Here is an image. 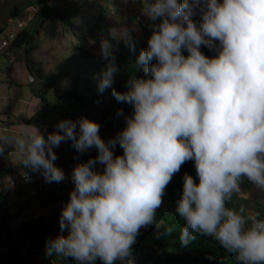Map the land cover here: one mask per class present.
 <instances>
[{
	"label": "clouds",
	"instance_id": "obj_1",
	"mask_svg": "<svg viewBox=\"0 0 264 264\" xmlns=\"http://www.w3.org/2000/svg\"><path fill=\"white\" fill-rule=\"evenodd\" d=\"M141 10L134 19L151 34L126 90L112 89L117 102L131 107L128 115L118 110L121 131L106 141L100 124L81 116L59 120L51 132L26 124L10 138L20 173L74 185L62 202L60 234L46 241L45 255L74 264H133L141 229L156 223L167 186L193 161L195 178L184 174L175 201L180 245L207 237L236 264H264V218L233 203L245 180L264 191V0H144ZM141 14L151 23L137 21ZM132 33L122 40L135 53ZM111 36L116 39L112 30ZM100 55L107 61L97 74L102 94L117 71L108 39L101 40ZM66 142L78 154L70 176L56 164L55 149ZM92 149L95 157L79 160ZM23 179L32 177L24 172Z\"/></svg>",
	"mask_w": 264,
	"mask_h": 264
},
{
	"label": "trees",
	"instance_id": "obj_2",
	"mask_svg": "<svg viewBox=\"0 0 264 264\" xmlns=\"http://www.w3.org/2000/svg\"><path fill=\"white\" fill-rule=\"evenodd\" d=\"M38 3H45L47 4L46 6H50L52 10H54L56 16L60 18L64 16L63 10L60 13L58 12V0H34L28 1L24 6L14 11L11 17L21 13L26 6H31L33 4L37 5ZM107 11L105 10V13ZM65 12H67L68 15L73 13L68 9H65ZM41 14L43 13L39 9L36 17H40L42 32L51 37H55L57 34V21L54 22L50 18L46 20L41 17ZM45 16L46 15H44V17ZM7 27L8 23L6 21L0 27V33H2ZM104 27H106L105 33L102 32L101 35H96L95 46L100 47L102 39H108L114 46V63L117 67V71L114 74L111 88L106 89L102 94L97 90V74L105 68L107 61L103 60L100 54L94 56L87 51L80 49L79 53L86 59V62H81L78 67V69H80L82 65L83 70L81 71L85 72V76L82 79L84 84L79 85L77 83L79 79H76V84H73L74 87L68 89L65 95L82 106L84 112L82 114L83 117L88 118L91 115L93 121L100 124V134L106 133L112 128L114 129L115 134H117L124 127V117L123 115L117 114L118 110L122 109L124 115H128L131 112V107L125 103L117 102L112 95V89H115L116 91L126 90L124 87L125 83L129 79L130 74H134L136 70L134 63L136 56L142 48L146 47L147 41L143 43L139 42L136 39L133 29L128 28V31L131 30L133 32L132 35L136 41L135 53H131L122 40L124 37L117 34L118 27L114 28L111 25H105ZM111 30L115 34L117 40L112 38ZM81 40L82 44H84V42L85 45L88 43L84 38ZM35 43L34 35L28 28H26L15 36L10 49H21L25 46L24 53L25 56L28 57L33 51L32 49L40 47ZM201 50L208 56L214 54L207 48H202ZM98 53H100V49L98 50ZM185 55H187L186 52ZM27 67H30V65L28 64ZM135 74L138 77L143 76L142 70L136 71ZM73 116V118H69H79L77 113H74ZM98 116H100L99 119ZM115 151L117 154H122L123 150L117 145ZM96 155V151L93 150V153L86 157L85 160L90 156L95 157ZM186 172L195 178L196 174L193 161L185 163L180 171L173 177L171 183L167 186L164 205L157 212L156 223L147 228L141 229L140 235L137 237L136 243L133 245V264H236L234 258L227 254L224 249L216 244L211 238L198 236L188 247H182L180 245L178 237L183 221L175 214L174 209L175 201L182 193L183 176ZM34 177L35 180L38 181L35 174ZM61 208L62 204L56 209ZM8 219L10 221L11 217ZM4 224L6 225V222H4ZM169 229H172V232H168ZM22 233L25 244L30 247L31 255H33L32 252L34 251L39 255H42V260H44L43 262L45 264H74V261L70 258H64L63 256L57 255H45L46 241L49 238L55 237L53 235V225L48 223L47 220L40 219L38 222H26L22 226ZM17 255L18 252L11 248L7 255V260L0 259V264H24L23 262L18 261ZM209 257H211V259H209ZM96 264H102V262L97 260Z\"/></svg>",
	"mask_w": 264,
	"mask_h": 264
},
{
	"label": "rangeland",
	"instance_id": "obj_3",
	"mask_svg": "<svg viewBox=\"0 0 264 264\" xmlns=\"http://www.w3.org/2000/svg\"><path fill=\"white\" fill-rule=\"evenodd\" d=\"M28 1L34 0H0V27L8 19L12 18V13L18 10L20 7L24 6ZM33 7L37 10L39 9L43 13L41 17L48 20L49 18L52 21H57V34L55 37H51L46 33H42L40 17H34L28 24V29L35 37V44H38L40 47H35L28 57L24 56V48L18 49L16 52L20 54V58H24L25 63L27 62L32 70V72H40L41 69V82L39 85H31V88L38 94L41 98L48 102L49 107L48 111L45 114L50 117L52 122L59 121L61 119L72 117L74 113H77L79 117L82 116L83 108L81 105L75 103L67 95H65L68 89L73 88V84H76V79H79L77 82L79 85H83L84 81L82 80L85 76V72L81 71V68L78 69L81 62H86V59L79 53L80 49L87 51L92 55L100 54L98 50L100 47L95 46L96 35H101L102 32L105 33V25H111L112 27H118L117 34L124 37L128 28L133 29L136 39L143 43L147 41L150 34L146 29L141 30L137 27L138 23L134 19V15L140 14L144 5V0H58V12H62L63 17H58L54 14V10L50 6H46L45 3L33 4ZM27 8V6L25 7ZM65 9L73 12L72 14H67ZM24 10V9H23ZM105 10L107 11L105 13ZM57 12V13H58ZM56 13V11H55ZM105 13V14H104ZM134 14V15H133ZM21 17H26V12L22 11L19 13ZM16 15V16H18ZM44 15H46L44 17ZM14 16V17H16ZM57 19V20H56ZM59 20V21H58ZM9 34V30L5 29L4 32L0 33V40L6 38ZM84 38L88 43L85 45L82 44L81 39ZM85 45V46H84ZM8 51V50H7ZM4 48L0 46V68L10 65L8 63V58L5 54ZM11 66V65H10ZM72 79V81H71ZM41 84L44 86V90L41 88ZM92 112V111H91ZM74 117V116H73ZM72 117V118H73ZM100 116H98V119ZM70 119V118H69ZM88 119L93 120V117L90 115ZM104 140H108L111 137H114V129L108 130L106 133L100 134ZM93 150H90L88 153L80 156L82 161H85V158L93 153ZM76 163L78 162L74 159ZM67 167L64 169L65 175L70 176L71 171L74 167ZM19 169H22L19 164H17ZM63 169V168H62ZM37 176V174H36ZM37 183L44 184L46 189L43 191H38L37 196L30 202V204L36 202L34 200L40 201L50 195V200H57L56 206L62 204L69 198V192L74 187L70 179L57 183L47 184L44 180L40 179ZM246 185L251 192L253 185L248 183L246 180L241 185V191L239 194L244 193ZM245 194V193H244ZM241 197L234 198V205L239 206V201ZM231 206V205H230ZM50 209L44 219H51L50 224L53 225V235L57 236L60 234L59 227V216L61 209ZM14 213L19 214L17 220H22L24 214L18 210ZM8 214H11L10 212ZM14 216V215H13ZM16 217V216H14ZM17 221H15V224ZM0 241V251L1 255L5 256L0 259L7 260L9 250L12 248L16 250L19 255L23 256L30 252L29 245L20 246L19 240L16 237L13 238L10 235L3 234ZM22 236H20V240ZM21 243V242H20ZM13 246V247H12ZM36 255L35 253H33ZM43 257L42 255H38ZM26 258V257H24Z\"/></svg>",
	"mask_w": 264,
	"mask_h": 264
},
{
	"label": "crops",
	"instance_id": "obj_4",
	"mask_svg": "<svg viewBox=\"0 0 264 264\" xmlns=\"http://www.w3.org/2000/svg\"><path fill=\"white\" fill-rule=\"evenodd\" d=\"M137 27L140 29L138 25ZM17 50L18 49L10 50L15 58L13 62H9L8 59V63L11 66L6 65L0 68V113L6 114L8 117L5 126L7 131L3 132L1 138H9L8 141L0 139V143H3L5 148L4 154L0 156V234L1 237L3 234L10 235L15 239L17 237L21 242H19L20 246L23 247L24 245L26 246L22 233V226L25 224V221L30 218L33 220L36 215H42L41 217L44 219L47 215L44 213H48L50 209H54V213L57 208L55 207L57 200H50V195L47 194L42 200H34L36 202L30 204L37 196L38 191L34 193L33 187L23 184L18 178L22 169H19L17 166L19 157L11 146L10 138L20 132L26 124H35L39 126L41 130L46 129L47 132L53 131L57 121L52 122L50 117L45 114V112L48 111V102H46L43 97L41 98L36 94L31 88L33 84L34 86L40 84L41 69L40 72H32V70L29 69L30 67H27L28 63L24 61L23 57L26 58L25 54L21 60L19 59L20 54L16 52ZM28 59L31 60L30 57H28ZM31 75L34 77L33 82L28 81V77ZM41 88L42 90L45 89L42 84ZM13 150V153H7V151L12 152ZM55 151L58 157L56 164L63 168V170L72 166L73 163L76 164L74 156L78 154L75 152V149L71 147V143H62ZM79 160L82 161L80 157ZM12 179L18 180L17 187L10 185ZM40 179L43 180L42 176L37 174V180ZM243 191L245 194L241 193L236 196L242 198L238 203L239 206L244 207L249 214L260 212L262 218H264V191L253 186L250 192L247 185ZM17 210L24 214L22 220H17L19 214L14 213ZM9 212L11 214H8ZM10 217L11 220L9 221L8 218ZM45 220L48 221L49 219ZM15 221H17L16 224ZM4 222H6V225ZM20 236H22L21 240ZM29 253L30 252H27L23 256L18 255V261L24 264H45L43 262L44 260H42L43 257L38 256L39 254L37 252H32V254L35 253L36 255H31V253ZM0 256L1 258L5 257L1 255V251Z\"/></svg>",
	"mask_w": 264,
	"mask_h": 264
},
{
	"label": "built area",
	"instance_id": "obj_5",
	"mask_svg": "<svg viewBox=\"0 0 264 264\" xmlns=\"http://www.w3.org/2000/svg\"><path fill=\"white\" fill-rule=\"evenodd\" d=\"M24 11L26 12V17H21L20 15L16 16V17H12L10 19L7 20L8 23V27L6 29L9 30V34L6 38H3L0 40V46L1 48H4L6 55L8 56L9 62H13L15 60V58L13 57V54L11 53V49L10 46L12 44V41L14 40L15 36L21 32L22 30L28 28V24L31 20H33V17L36 15L37 10L33 7H27L24 9ZM143 20H147L146 17H144L142 14L140 16L137 17V21H143ZM149 22V21H148ZM151 23V22H149ZM4 32V31H2ZM8 50V51H7ZM28 81L29 82H33L34 81V77L31 75L28 77ZM8 117L6 114H1L0 113V138L3 135L4 131H7L6 129V123H7ZM14 150L11 151H7V153H13ZM24 172H28L29 175H31L32 180L31 182H26L23 179V174ZM23 184L28 185L29 187H33V191L34 193L37 191H43L44 189H46V187L44 186V184H40L37 183L38 181L35 180L34 174L31 173L30 170L28 169H24L23 172L19 175L18 177ZM10 185L11 186H18V180L12 179L10 181Z\"/></svg>",
	"mask_w": 264,
	"mask_h": 264
}]
</instances>
